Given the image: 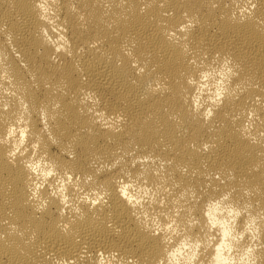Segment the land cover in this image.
Wrapping results in <instances>:
<instances>
[{"label":"bare ground","instance_id":"obj_1","mask_svg":"<svg viewBox=\"0 0 264 264\" xmlns=\"http://www.w3.org/2000/svg\"><path fill=\"white\" fill-rule=\"evenodd\" d=\"M0 264H264V0H0Z\"/></svg>","mask_w":264,"mask_h":264}]
</instances>
